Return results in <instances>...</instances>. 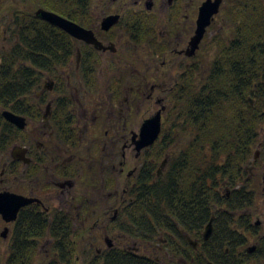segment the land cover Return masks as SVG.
I'll use <instances>...</instances> for the list:
<instances>
[{"label":"flooded vegetation","instance_id":"af4514ba","mask_svg":"<svg viewBox=\"0 0 264 264\" xmlns=\"http://www.w3.org/2000/svg\"><path fill=\"white\" fill-rule=\"evenodd\" d=\"M216 2H221L218 13L212 16L205 36L194 48L204 7L206 3ZM240 2L242 0H0V71H11L18 66L19 63L14 64L13 57L33 53V43L37 39L40 50H43L45 38L54 40V53L59 62L53 67L57 72L56 77L41 71L42 77L35 86L16 99L11 97L8 108L0 106V117L5 121L10 135L8 144L0 146V193L35 200L21 208L20 212L32 206L50 215V222L60 220V230L72 231L71 237L76 246L78 241L74 236L78 230L104 232L102 241L106 249H97L88 254L84 264H107V260L111 259L107 256L109 252L117 253L118 264L123 263L125 250L139 255L134 249L124 246L125 240H131L125 234V211L128 203L133 202L130 191L145 165L142 156L151 146L142 152L137 150L136 141L139 140L143 124L139 132L136 131L132 127V115L139 114L142 104L151 102L155 103L156 109L151 113L147 109L146 113L167 115L162 116V120L164 117L167 120L172 112L176 89L189 78L190 83L192 81L197 86L203 84L204 40L208 34L216 35L222 30L221 22L226 24L227 15L235 12ZM261 4L264 6V0ZM42 11L92 31L107 50H98L77 40L61 27L45 20ZM222 12L224 16H221ZM110 17L117 19L107 30L104 22ZM217 26L218 30L214 31ZM78 42L92 49L85 51L84 60L83 52L78 50ZM125 46L134 48V53H130L134 63H131L132 55L123 49ZM97 55L99 59H96ZM108 55L110 59L106 60ZM100 58L105 62L111 60L110 68H117V64L122 66L124 59L129 65L123 66L127 69L132 67L124 71L129 74L131 86L124 89V83L114 82L117 87L111 88L109 100L100 94L94 79ZM95 60L96 64H93ZM22 65L31 66L28 61ZM74 67L76 71L89 72L87 80L81 77V82L91 101L86 102L88 108L85 105L80 113L75 107L76 88L71 81ZM175 72L177 77H174ZM59 78L63 79V85ZM94 94L97 96L93 97ZM62 100L70 103L68 113L56 112V105ZM15 103H19L18 108ZM3 111L20 117L24 128L7 120ZM67 115L71 126L62 127L67 120L58 122L57 118ZM90 125L96 129H105L110 125L112 130L105 129L104 142L100 140L97 148L90 144L84 149L87 144H83L85 137L82 132H88ZM60 130L73 135L61 139L58 134ZM161 137L162 132L158 140ZM92 150H95V155ZM85 151H88L87 154ZM167 164L168 160H165L157 171L159 175ZM125 174L129 182L126 188L123 186L127 182L123 179ZM98 179H102L100 186ZM127 194L129 198L126 204ZM16 221L5 222L12 225L5 227L6 237L11 233L12 239ZM190 240L197 243L196 248L190 245L195 251L198 250L201 241L189 238V243ZM43 241L50 248L45 256L48 263H60V257L54 251L57 241L50 236ZM95 245L92 243L90 247L94 248ZM257 247L251 248H255V252ZM251 248L247 249L248 253ZM139 256L163 263L150 256ZM167 256L169 262L166 264L176 263L175 257ZM179 263L190 264L184 258H180Z\"/></svg>","mask_w":264,"mask_h":264},{"label":"trees","instance_id":"16d2710c","mask_svg":"<svg viewBox=\"0 0 264 264\" xmlns=\"http://www.w3.org/2000/svg\"><path fill=\"white\" fill-rule=\"evenodd\" d=\"M226 18L235 20V37L220 49L201 86L190 83L189 78L174 92L172 112L166 120L170 127L165 126L161 139L144 153L145 165L130 191L133 202L125 211L127 236L142 246L158 245L166 256L176 258L175 264H180V258L190 264H264V236L253 254L245 249L247 235H258L259 229L249 210L260 181L252 184L246 179V166L260 144L262 156L257 162L264 164V141H260L264 126V6L260 0L242 1ZM33 44V53L13 57L18 66L0 71L1 107L8 108L11 97L16 99L35 86L41 71L57 76L54 40L45 38L43 50L39 39ZM27 61L30 67L22 65ZM88 74L82 72L85 81ZM59 82L63 85V79ZM56 106V112H69L70 103L62 100ZM62 119L67 120L62 127L71 126L68 115L57 118L58 122ZM0 123V146L5 147L10 135L2 117ZM178 133L188 138L182 149L172 145ZM58 134L61 139L73 135L62 130ZM165 160L168 164L159 175V165ZM213 217V234L204 242L203 232ZM60 228V220L50 222V215L32 206L23 209L13 229L7 264H33L38 244L48 236L57 241L58 264H73V232ZM189 238L201 241L198 250L191 247ZM123 255L119 264H162L127 250ZM107 256L111 258L107 264H118L117 253Z\"/></svg>","mask_w":264,"mask_h":264},{"label":"rangeland","instance_id":"374dc122","mask_svg":"<svg viewBox=\"0 0 264 264\" xmlns=\"http://www.w3.org/2000/svg\"><path fill=\"white\" fill-rule=\"evenodd\" d=\"M242 1H244V0H242ZM240 3H242V2H240ZM239 5L240 4H238V7H239ZM224 12H225V10H224ZM221 16H224L223 12H222ZM227 20H229L230 23H229V21H227L226 24L223 25L221 22V25L223 27H222V30L218 34H216V35H213V33L208 34L206 36V39L204 40L205 41L204 58H203L204 68L202 69V73H203L204 77H206L207 72H209V70H210L209 68H210L212 62L218 56L220 49L225 45V43L232 41L233 37H234V33L235 34L237 33L236 24L232 23V22L235 23V20H233V19H227ZM217 28H218V26L216 27V29L214 28V31H217L218 30ZM124 41H126V38H124ZM78 44L80 45L79 47L83 49L82 52L88 51V49L83 45V43L81 44L80 42H78ZM123 49L128 50L127 51L128 53L127 52L126 53L129 55H132V54H130L132 52L134 53V48L132 46L131 47L125 46V47H123ZM96 58L99 59L98 55ZM109 59H110V55H108L106 57V60H109ZM132 59H133V55L131 56V63H134L132 61ZM110 61H107L108 62L107 63V62L103 61L102 58H100L98 70L95 71L96 73H95V78H94L96 80V83H97L96 86L99 88L100 94L103 97L105 96V98L107 100H109L108 94H110V91L113 90L111 88L117 87V85H115L114 82H116V84L117 83H120V84L124 83V89H125V87L131 86V83L128 80L129 74L125 73L124 71L125 70L129 71L130 69H132V67H129V69H127L123 66L124 64L129 65V63L124 59V64H122V66H120V65L118 66V64H117V68H110L109 67ZM73 71H74L73 72L74 76H72L71 81H72V84L76 88V95H75L76 104L75 103H73V104H75V107L77 108L78 112L80 113V112H83L82 108L86 105V102H90L91 100H90V96L88 97V95L86 94V87L84 86V83L81 82L82 72L76 71L75 67L73 68ZM199 76H200V73H199ZM174 77H177V72H175ZM107 88H108V91H107ZM124 93H125V90L123 91V94ZM96 96L97 95H95V94L93 95V97H96ZM249 99L251 101L252 106H254L255 102H254L253 98L250 97ZM154 104H152L151 102L148 103V105L142 104L139 108V110H140L139 114L138 115H132L131 121H132V125L134 124L132 127H134V129H136V131L139 132V129H140L141 125L144 123V121L149 119L151 116H153V115H148L146 112H147V109L150 110V113L154 112L156 109ZM85 108H88V105H86ZM162 116H167V115H162ZM165 120H166V117L163 118L162 124L164 123ZM164 125L166 127H170L169 123L166 124V122H165L163 124V126ZM165 126L163 127V129L165 128ZM106 128L109 131L112 130L110 125ZM105 129L104 128L103 129L92 128V125L89 126L88 132L84 131V129H82V131H84L82 133L85 137L83 140V144L84 145L87 144L86 148H84V149H87V147H89L90 144H92L93 148L95 149V148H97L96 145L100 142V140H101V142H104L103 139L105 138ZM163 129L161 132H163ZM111 132L113 133V131H111ZM112 135L113 134H111V136ZM29 137H30V139H32V137L30 135H29ZM173 138L176 140L175 141L173 140L172 145H174V148H177V149L184 148V146L188 142L187 141L188 138H185V136H181L180 133L174 135ZM260 141L261 142L264 141V126L261 127ZM66 143H67V141H66ZM154 145H156V143ZM154 145H152L151 147H153ZM260 145L254 151V153H255L254 158H252V161H250L249 165L246 166V168L248 170V175H247L246 179L248 181H250L252 184H255V180H256V184L258 183V181H260V184H258V190H257L258 193L256 194L254 206L251 210H249V212L251 213V216H252L251 219H252L253 224L258 223L259 225H257V227L259 229H258V235H254V236L247 235L248 243L245 246V249L257 246L258 240L262 236H264V164L257 162L262 156V154H261L262 151H261ZM94 151L95 150H92L93 155L96 154ZM86 152H88V151H85V153ZM142 160H144L143 156H142ZM133 163L137 164L138 162L134 161ZM159 166L161 168L162 164L160 163ZM123 179H125V181H127V175L126 174L124 175ZM97 181H98L97 184L100 186L102 179H98ZM127 185H129L128 181L123 186L126 188ZM128 198H129V196L127 194L125 196L126 204H127ZM213 218L215 220V217H213ZM0 219H1L0 221H2V222H0V264H7V260L10 256V253H11L10 252L11 233L8 234V237H6V234L4 237L3 233L5 232V227H9L12 225L6 224L5 221L1 217H0ZM205 230H206V228H205ZM205 230H204V232H205ZM78 231L79 232H76V234L74 236L76 238V241H78V246H76L74 262H72V263L73 264H84L86 262V260H88L87 259L88 254L90 255L91 252H93L97 249H101V250L106 249V245L102 241V237H103L102 235L104 232L93 230V229H92V231L91 230H89V231L78 230ZM204 232H203V234H204ZM114 233L115 232H113V234ZM128 238H130V237H128ZM92 243L96 244L94 248L90 247V244H92ZM38 246H39L38 254H37V257L34 258L33 264H49L48 261L46 260L45 256L47 254V250H49L50 248L48 247V245L46 244L45 241H41L40 244H38ZM124 246L126 248L134 249L135 251L138 252L139 255H146V256H150L151 258H154V259L155 258L160 259L163 261L162 264H166L167 262H169V257L166 256L165 251H163L162 249H159L158 245H157V248L155 247V248H147L146 249V248H144V246L138 244V242H135L132 240H125Z\"/></svg>","mask_w":264,"mask_h":264},{"label":"water","instance_id":"95a60500","mask_svg":"<svg viewBox=\"0 0 264 264\" xmlns=\"http://www.w3.org/2000/svg\"><path fill=\"white\" fill-rule=\"evenodd\" d=\"M221 2H216L215 4L206 3L201 19L199 21V30L198 35L194 40L193 46L196 48L198 44L202 41L205 36L206 29L211 25V18L214 14L218 13ZM43 17L45 20L51 22L54 25H57L67 31L70 35L75 37L79 41H83L87 44L93 45L98 50L106 51L107 48L104 47L94 36L93 32L83 28L82 26L68 22L64 18L57 16L55 14H51L48 12L42 11ZM117 17H110L104 22V28L109 29L111 26L115 24V20ZM3 116L16 124H18L21 128H24L25 124L20 117L15 116L10 111H3ZM162 131V115L158 113L157 115H153L149 119H147L141 128V132L139 135V140L136 141L137 150L142 152L145 148H148L154 145L160 137ZM35 200L28 199L22 196H17L15 194L10 193H0V215L3 220L7 223L15 222L18 218V214L21 208L26 207L31 204ZM214 229V218L209 222L204 232V240H210ZM7 230L5 229V234ZM190 244H192L195 248L197 246L196 242L190 240ZM255 248L249 249L250 253H253Z\"/></svg>","mask_w":264,"mask_h":264}]
</instances>
